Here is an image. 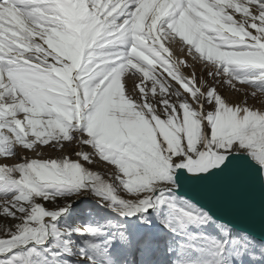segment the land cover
<instances>
[{"label":"snow or ice","instance_id":"1","mask_svg":"<svg viewBox=\"0 0 264 264\" xmlns=\"http://www.w3.org/2000/svg\"><path fill=\"white\" fill-rule=\"evenodd\" d=\"M249 98L264 0H0V157L17 161L0 160V264H264ZM82 198L110 215L61 228ZM72 235L75 254L48 244Z\"/></svg>","mask_w":264,"mask_h":264},{"label":"rangeland","instance_id":"2","mask_svg":"<svg viewBox=\"0 0 264 264\" xmlns=\"http://www.w3.org/2000/svg\"><path fill=\"white\" fill-rule=\"evenodd\" d=\"M172 55L175 60L180 59L182 56L180 54V50H177L173 48ZM186 58V59H185ZM184 59L187 60L188 64L191 66L192 61L190 57H187L186 54L184 55ZM192 66L189 67V69L185 72V75H191L193 71H195V74L197 76V79L202 78V69L200 66ZM195 67V68H194ZM187 73V74H186ZM218 91L222 94V96L227 99L231 103H242L244 100V97L240 95L239 93H236L233 90L227 89L225 86H222L220 84H217ZM248 106L250 107H257L259 108L261 103H264V98H261L260 100L255 101V104L253 103L252 99H248ZM76 150H87V149H81L74 146ZM18 154L23 157L27 156L29 158H36V154L30 151H20L17 149ZM43 156L45 158L49 157H57L67 154L68 150L64 149L62 151H56V150H50L48 147H45L42 149ZM74 158V157H73ZM0 160L4 161L8 164H13L17 161L11 159V158H2L0 157ZM93 170L101 171V172H107L108 168L105 167L104 162H98ZM104 215H110V213H106V210L98 209L95 205V202L88 198H82L75 201V203L72 205L71 210L59 220V225L61 228H75V227H81L85 223H91L93 221V217L99 218L103 217ZM68 221V222H67ZM2 223V221H0ZM68 241H74L72 245L73 253L75 254L76 248L79 246L80 237L76 235H72L70 237H64L60 240H49L48 244H66ZM48 245H45V248H47ZM68 259H73V257H68ZM75 264V261H74Z\"/></svg>","mask_w":264,"mask_h":264},{"label":"bare ground","instance_id":"3","mask_svg":"<svg viewBox=\"0 0 264 264\" xmlns=\"http://www.w3.org/2000/svg\"><path fill=\"white\" fill-rule=\"evenodd\" d=\"M175 49H177V50H179V48L177 47V48H175ZM180 54H181V58L180 59H184V55H185V53H183V52H181L180 51ZM174 58V57H173ZM180 59H177V60H180ZM186 59V58H185ZM198 67V66H197ZM195 68V67H194ZM195 72V71H194ZM187 74V73H186Z\"/></svg>","mask_w":264,"mask_h":264},{"label":"trees","instance_id":"4","mask_svg":"<svg viewBox=\"0 0 264 264\" xmlns=\"http://www.w3.org/2000/svg\"><path fill=\"white\" fill-rule=\"evenodd\" d=\"M68 222V221H67Z\"/></svg>","mask_w":264,"mask_h":264}]
</instances>
